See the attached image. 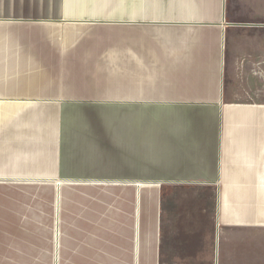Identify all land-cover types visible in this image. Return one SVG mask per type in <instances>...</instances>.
<instances>
[{
  "label": "crops",
  "instance_id": "crops-1",
  "mask_svg": "<svg viewBox=\"0 0 264 264\" xmlns=\"http://www.w3.org/2000/svg\"><path fill=\"white\" fill-rule=\"evenodd\" d=\"M60 179L91 257L264 264V0H0V185Z\"/></svg>",
  "mask_w": 264,
  "mask_h": 264
},
{
  "label": "rangeland",
  "instance_id": "rangeland-1",
  "mask_svg": "<svg viewBox=\"0 0 264 264\" xmlns=\"http://www.w3.org/2000/svg\"><path fill=\"white\" fill-rule=\"evenodd\" d=\"M112 119L116 132L120 116ZM97 126L101 133V123ZM116 143L113 148L105 142L114 158L121 150ZM99 150L105 151L104 147ZM57 181L17 180L0 185V264H129L107 260L101 254L91 257L89 251L90 240L105 243L117 238V234L107 235V210L111 218L113 206L116 216L122 197L106 191L105 186L88 185L94 181ZM60 183L65 185L57 192ZM133 199L124 197V203L132 204Z\"/></svg>",
  "mask_w": 264,
  "mask_h": 264
}]
</instances>
